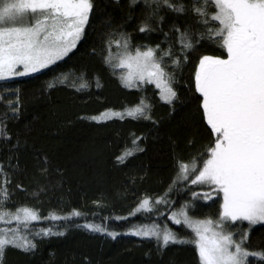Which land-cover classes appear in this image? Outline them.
Instances as JSON below:
<instances>
[{"label":"snow or ice","instance_id":"snow-or-ice-1","mask_svg":"<svg viewBox=\"0 0 264 264\" xmlns=\"http://www.w3.org/2000/svg\"><path fill=\"white\" fill-rule=\"evenodd\" d=\"M115 4L120 21L113 26L112 10L95 0H0V80L39 73L63 60L97 15L109 31L102 33L99 53L93 48L91 55H99L126 89L144 92L146 85L154 86L158 102L167 108L164 116L155 115L152 97L141 95L131 106L79 117L98 123L113 117L149 122L147 131L131 133L130 146L113 155L114 167L127 169L136 154L146 152L149 134L153 140L166 137L174 150L177 140L164 128L177 113L195 117L194 123L207 134V142L189 161L176 158L178 171L172 180V185L182 183L192 199L184 200L179 211L169 206L168 219L183 223L191 234L179 235L155 222L127 229L128 234L152 241L153 247L144 252L146 264L174 245L193 246L192 264H264V0H115ZM132 32L141 35V42L133 45ZM189 67L192 71L185 75ZM93 80L101 87L99 77L89 75L87 68L69 69L42 85L40 95L50 98L48 90L58 84L80 92ZM0 105V264H9L13 251L26 258L25 264H97L85 252L46 250L44 242L64 237L73 226L112 238L116 231L91 222L39 227L32 222H67L82 213L72 209L44 216L38 207L13 200L17 191L26 199L39 200L64 188L67 168L48 144L61 130L46 128L30 135L32 123L21 122L18 86H4ZM194 145L195 136L186 139L187 147ZM138 178L143 177L128 174L133 183ZM162 200L168 203L159 196L155 202ZM198 200L218 204L215 218L189 215L200 206ZM141 209L153 210L147 197L131 214ZM255 226L262 230L261 240L251 246Z\"/></svg>","mask_w":264,"mask_h":264},{"label":"trees","instance_id":"trees-1","mask_svg":"<svg viewBox=\"0 0 264 264\" xmlns=\"http://www.w3.org/2000/svg\"><path fill=\"white\" fill-rule=\"evenodd\" d=\"M95 3L101 8L107 4L112 10L113 26L119 23L120 13L115 0H95ZM91 21V25L86 26V34L78 42L77 48L63 60L37 74L0 82V94H3L4 86L10 89L19 87L23 103L21 122L32 123L31 136L42 134L46 128L61 130L48 139V144L67 168L66 183L60 191L41 196L39 200L26 199L24 193L17 191L13 200L17 205L38 207L44 216L49 211L64 215L72 209L82 213L80 217H70L67 222H32L39 227H48L52 223L58 229L65 223L82 225L91 222L118 233L116 238H112L104 233L89 232L73 226L64 237H48L44 242L46 250L52 248L63 252L65 249H72L85 252L97 264H146L149 258L144 256V252L153 247L152 241L128 234L127 229L155 222L161 227L172 228L179 235L191 234V230L183 223L177 225L168 219L169 206L177 211L184 200L192 199L182 183L172 185V180L178 171L176 158L189 161L190 156L207 142V134L194 123L195 117L177 113L171 122L166 121L164 128L177 140L178 146L174 150L166 137L153 140L149 134L146 152L136 154L127 169L114 167L113 155L118 154L126 145L130 146L131 133L139 135L141 131H147L149 122L113 117L98 123L79 117H90L106 108L119 110L124 105L131 106L138 102L141 95L152 97L155 115L164 116L167 108L162 102H158V97L154 95L157 91L154 86L146 85L144 92L126 89L117 76L112 74V70L103 64L99 55H91L93 48L99 53L102 33L109 31L97 15H93ZM124 28L131 32L130 26L125 25ZM132 36L133 45L141 42L140 34L132 32ZM156 38L157 35L154 34L153 40ZM82 67L87 68L89 75L99 77L101 87L97 88L93 80L88 89L77 92L68 85L58 84L55 89L48 90L50 98L40 95V89L47 81L59 73L69 69L79 70ZM191 71V67L185 69V75ZM0 111H3V105H0ZM68 120L72 123L67 124ZM190 136L196 138V145L191 148L186 146V139ZM129 173L143 178H138L133 183L128 180ZM16 180L17 178L13 179V184ZM23 182L28 183L27 180ZM158 196L164 197L168 203L165 204L163 200L159 204L152 202V211L141 209L131 214L143 197L155 199ZM212 199L215 201L216 198ZM93 201L100 203L95 204ZM196 203L200 206L190 211V216L202 219L205 215H211L215 218L217 203L202 200ZM157 212L162 215H157ZM244 226H247L246 222ZM261 231L260 226H255V230L250 232L251 246L259 245ZM192 251L191 245H174L162 257L153 256L151 261L152 264H169L170 261H174V264H192ZM7 259L9 264H25L26 261L25 257L14 251L8 254Z\"/></svg>","mask_w":264,"mask_h":264},{"label":"rangeland","instance_id":"rangeland-1","mask_svg":"<svg viewBox=\"0 0 264 264\" xmlns=\"http://www.w3.org/2000/svg\"><path fill=\"white\" fill-rule=\"evenodd\" d=\"M44 70V69H43ZM43 70H41V71H43ZM40 71V72H41ZM34 74H37V73H34ZM34 74H31V75H34ZM31 75H29V76H31ZM25 77H28V76H23V77H13V78H11L10 80H13V79H20V78H25ZM2 80H0V82H1ZM193 189H195V188H193ZM145 197H143L142 199H144ZM148 199H149V201H150V204L152 203V202H155L156 201V198L155 199H153V198H149V197H147ZM141 199V200H142ZM177 211H179V210H177ZM178 218H180L181 220H182V218L181 217H178Z\"/></svg>","mask_w":264,"mask_h":264}]
</instances>
